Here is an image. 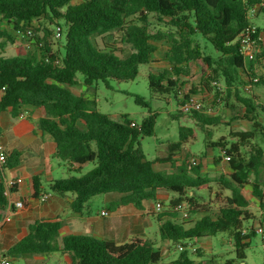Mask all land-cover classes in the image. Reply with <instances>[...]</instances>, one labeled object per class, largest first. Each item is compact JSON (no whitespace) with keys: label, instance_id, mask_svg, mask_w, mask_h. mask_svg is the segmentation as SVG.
<instances>
[{"label":"trees","instance_id":"1","mask_svg":"<svg viewBox=\"0 0 264 264\" xmlns=\"http://www.w3.org/2000/svg\"><path fill=\"white\" fill-rule=\"evenodd\" d=\"M73 1L0 0L1 19L21 36L35 40L34 51L6 56L5 47L15 40L0 24V118L7 111L19 117L25 107L39 109L42 112L39 128L56 143L54 158L78 173L84 165L97 163L85 174L51 182L52 191L75 195L72 211L81 212L92 198L109 193L122 196L116 207L131 204L143 210L146 202H157L158 194L167 191L177 196L169 200V208L159 212L157 219L166 218L159 225L160 239L180 248L179 257L171 264H196L187 245L224 232H229L235 250V257L224 264L243 262L249 240L257 234L253 226L245 227V223L255 217L249 210L250 201L243 188L250 184L251 174H258L264 159V151L258 145L244 151L254 139L255 130L232 132V142L221 137L206 144L207 148L224 150L231 173L216 180L219 190L213 200L202 205L194 194L189 195V191L209 188L211 180L201 175L200 165H193L189 170L184 163L173 173L156 171L154 162L147 160L141 149L138 140L154 136L157 114L150 111L140 125L132 127L133 121L126 116L122 120L111 118L97 110L95 100L77 96L69 87L78 84L77 74L82 75V83L87 87L109 80L131 81L138 76L140 66L147 65L153 93L172 95L180 106L190 96L198 95L197 90L188 88V82L182 80L187 74V65L193 62L206 77L203 89L215 90V97L222 100L218 81L224 80L226 101L234 95L244 107L246 119L252 120L250 115L257 119V112L264 113V106L259 105L254 94L243 97L240 91H245L244 86L256 77L258 82L253 84V89H264L261 67L264 36L260 54L249 64L239 53L238 38L252 22L248 18L250 8L258 7L256 18L261 16L264 23V0ZM151 15L167 27L151 32ZM42 21L60 28L64 25L66 43L54 50L52 44L40 40ZM258 30L264 32V27ZM45 32L46 36L50 34L47 29ZM197 37L208 41L221 57L214 59L204 55L199 44H195ZM158 42L168 43L164 56L168 68L152 72ZM136 102L148 107L140 96H136ZM178 112L175 119L187 115L204 131L221 121L219 116L196 111ZM254 125L258 127L259 123L254 122ZM179 134V141L169 146V155L157 161L175 167L172 158L175 152L196 136L194 128L183 125L179 127ZM211 135L207 132L208 137ZM15 157L18 158V153ZM217 161H221V156L214 158V162ZM17 162L8 160L7 168ZM252 186L253 195L259 198L264 211V194L257 183ZM28 188L29 196L38 198L42 192L41 177L30 178ZM185 203L190 214L197 216L189 224L180 221L173 210L177 204ZM6 204L4 185L0 181V220ZM60 227L58 221H35L30 224L28 234L9 249L8 255L60 252L70 255L72 264H159L162 259L155 244L143 238L116 244L86 235H69L57 242ZM262 240L264 242L263 237ZM195 252L201 254L199 249Z\"/></svg>","mask_w":264,"mask_h":264},{"label":"rangeland","instance_id":"2","mask_svg":"<svg viewBox=\"0 0 264 264\" xmlns=\"http://www.w3.org/2000/svg\"><path fill=\"white\" fill-rule=\"evenodd\" d=\"M41 32L39 33L40 40L44 39L47 43L52 44V48L56 50L61 46V44L66 43V33L65 27L62 25V38L56 37V25H48L47 22L42 21ZM61 24L63 22H60ZM253 23L261 28L264 27L263 20L261 16L253 19ZM0 24L3 28L8 29L11 36L14 38L15 43L9 44L5 47L4 54L6 56L14 55H26L29 51H34L35 40L30 36H21L20 33L16 32L12 25L8 24L7 21L1 19ZM36 27V26H34ZM167 26L160 22L155 15L150 17V31L156 32L158 30L165 29ZM48 30L50 34L45 35V30ZM264 34V32H262ZM195 44H199L204 55H210L214 59L221 57V54L217 53L212 45L202 39L197 37L195 39ZM158 50L154 54V62L151 68L152 72H158L163 69L168 68V63L165 61V53L168 50L167 42H158ZM37 51V50H36ZM262 69L264 70V61L262 62ZM260 67V66H259ZM187 74L182 76V80L188 82V88L197 90L198 97L202 99L205 104V108H210L212 116H219L221 118L220 124L215 126H209L204 131L199 127H196L194 122L187 116L182 115L179 120L175 119V116L180 110L177 102L172 95L161 96L154 94L149 87V71L150 67L147 65H142L139 68V74L136 79L131 81H117L109 80L107 83L98 82L95 83L90 88L82 84V75L77 74L78 85L71 86L69 89L75 94H85L96 102V108L98 111L109 115L115 120H122L125 116L140 125L144 118L150 115V111L153 114H157L154 136H145L139 138L138 142L143 150L147 160L155 163L157 168H165L164 172H175L178 166H182L184 163L187 164L189 170H192L193 165L201 166V175L206 176L210 179L208 184V189L204 190H194L193 194L197 197L200 204H207L213 200L215 192L219 190V186L216 180L221 176H228L230 174V168L228 161L226 160L225 152L223 149L218 148H207L206 144L211 141H217L221 137H225L228 142H232L233 138L232 132H248L255 130V137L250 144L244 148L245 152L249 151L250 146L258 145L262 147L264 151V113L257 112L258 118L255 119V115H250L252 120L246 119L245 109L240 102L233 95L229 97L226 101L227 95L225 94V83L224 80H219L220 97L222 100H218L215 97V90L206 91L203 89L204 85V75L199 66L195 63L190 62L187 67ZM262 70V72H264ZM261 72V71H260ZM209 87H207L208 89ZM212 88V87H211ZM85 92V93H84ZM241 96L248 97L255 95L258 98L259 105L264 106V89L261 87H255L252 93H247L246 91H240ZM76 95V94H75ZM136 96L144 98L148 103V107H145L136 102ZM259 119V120H258ZM257 120V121H256ZM254 122L259 123L258 127H255ZM186 126L189 128H194L196 136L190 138L182 146V149L175 152V156L172 157L175 161V167H171L169 163L166 165H160L158 159L166 158L169 155V146L172 143L179 141V127ZM207 132H210L211 137L207 136ZM137 143H135L136 145ZM221 161L214 162L215 157H220ZM54 167L57 168L58 172L54 175L55 179H62L64 177L80 176L85 174L95 168L96 162L88 163L82 168V172L78 173L75 171H70L69 167L65 165L62 161L55 159L53 161ZM191 173V172H190ZM192 174V173H191ZM252 183H257L260 190L264 194V159L258 174H251L250 184L243 188V193L247 196L250 201L249 210L252 215L256 218L262 219L264 222V212L261 215L260 202L259 199L253 195ZM45 187L49 189V184L44 182ZM226 195L229 194L228 191H224ZM192 191H189V195ZM173 196H177L173 194ZM159 201L163 205V209L169 208V200ZM102 195L97 197L95 202L102 201ZM185 205L188 207L187 203ZM178 219L185 223H190L197 219V216L191 215V219L182 220L179 213H176ZM152 231L158 233V222L153 219ZM255 221L252 220L245 223V227L252 226ZM258 225V223L256 222ZM258 227H262L264 230V223ZM149 236L150 241L155 244V247L159 249L162 253V259L159 264H171L180 255L179 245H175L168 241H162L160 237L154 236V233ZM58 241V238H57ZM190 252V256L195 260L196 264H224L227 259H232L235 257L234 243L233 239L230 237L229 232L219 233L216 236L203 238L195 241L192 245H187ZM194 249L201 250V254L195 252ZM0 255H4L0 252ZM245 260L239 262V264H264V242L262 240V234H256L252 236L249 240V246L245 249ZM7 259L11 264H22V260L18 256H10Z\"/></svg>","mask_w":264,"mask_h":264},{"label":"crops","instance_id":"3","mask_svg":"<svg viewBox=\"0 0 264 264\" xmlns=\"http://www.w3.org/2000/svg\"><path fill=\"white\" fill-rule=\"evenodd\" d=\"M75 94L91 99L86 93ZM41 117L42 112L39 109L25 107L19 117H13L7 111L0 118V137L7 151L8 160L10 163L18 160L16 165L7 168L6 178L16 181L13 197L24 202V208L15 210L12 221L3 226L1 230L0 252L4 255H0V263L2 264L4 259L11 261L10 255H8L9 249L28 234L30 224L35 221L60 222L61 227L57 242H61L64 237L69 235H86L116 244H125L134 238L150 240L149 236L154 225L153 219L158 222V230L159 225L166 220V218L162 221L157 219L159 212L155 209L156 202H146L143 210H139L131 204L116 207L115 205L122 196L109 193L102 195L101 202H95L99 201L96 198L101 195L96 196L85 205L81 212H74L71 209V203L75 198L74 194H60L50 189L51 182L58 180L54 178L58 170L53 164V161L57 159L54 158L56 143L39 128ZM16 153H18V158L15 157ZM166 164L160 163V165ZM156 165L155 163L153 165L156 171L164 172L165 168L160 169ZM35 176H40L42 179V192L38 198L29 196L28 180ZM44 182L49 184V189L45 187ZM44 193L50 194V199L46 202L40 200ZM169 195L170 198L175 197L173 193L160 192L157 202L166 201ZM261 211L262 215L264 211ZM102 212H107V215H102ZM4 213L5 210L1 212L2 216ZM254 221L255 224L252 225L254 228L264 223L262 219L256 217ZM153 233L154 236L158 235L159 237V232L152 231ZM18 257L23 259L22 264L73 263L70 255L60 252L42 255H18Z\"/></svg>","mask_w":264,"mask_h":264},{"label":"built area","instance_id":"4","mask_svg":"<svg viewBox=\"0 0 264 264\" xmlns=\"http://www.w3.org/2000/svg\"><path fill=\"white\" fill-rule=\"evenodd\" d=\"M258 12V7L250 8L248 12V18L250 21L249 25L244 28V30L240 33L238 41H239V53L243 57L246 64L254 62L258 55L261 52V41L263 39V34L258 30V26L253 23V19L255 18ZM62 28L56 27V37L62 38ZM258 82V78L251 79V82L247 83L244 86V90L247 93H252L253 84ZM216 83H213L215 85ZM219 87V86H218ZM220 89V87H219ZM220 100V99H218ZM180 111L187 114L192 111L205 113L211 115L210 108H205V104L198 96H190L187 100L183 101V103L179 106ZM132 127H137L138 125L134 122L131 123ZM226 160H229L226 157ZM7 162H8V154L2 143V139L0 137V181L4 185V195L7 198V204L5 207V213L0 220V235L3 226L12 221V215L15 210H22L24 208V203L22 200L15 199L14 188L16 187V181L6 178V170H7ZM50 199L49 193H44L41 195L40 200L42 202H46ZM155 209L157 212H161L163 210V205L160 202H156ZM173 210L176 213H179V216L182 220L191 219V214L189 212V207L185 204H177ZM102 215H107V212H102ZM255 231L257 234H262L264 238V230L262 227H256ZM247 230L243 231V234H246ZM196 250V249H194ZM2 264H11L9 260H2Z\"/></svg>","mask_w":264,"mask_h":264}]
</instances>
